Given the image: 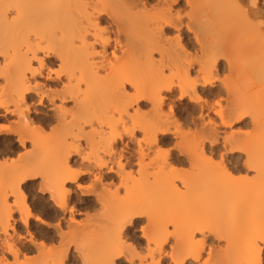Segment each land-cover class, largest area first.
<instances>
[{
  "label": "bare ground",
  "instance_id": "obj_1",
  "mask_svg": "<svg viewBox=\"0 0 264 264\" xmlns=\"http://www.w3.org/2000/svg\"><path fill=\"white\" fill-rule=\"evenodd\" d=\"M180 2L181 0H0V79L3 83L1 85L0 82V100L4 99L0 101V122L8 120L9 117L16 119L14 123L11 122L12 126L5 132L9 138H5L4 141L0 140V159H3L2 162L0 160V170L2 165L8 166V171L11 169L13 175L17 177L16 181L8 184L7 179L8 181L14 179V176L12 177V174L9 175L8 173L11 179L5 177L3 180L7 184L2 188L0 187V232L5 237L2 239L3 243L1 242L3 246L0 244V247L6 250L12 258L17 259L19 256L27 254L26 252H33V248L35 251L40 250L36 252L43 253L46 251L43 242L36 244L27 230L29 245H19L18 240L20 239L17 238L19 234L13 228L15 224L13 216L16 213L21 215L20 213L24 212V217L21 215L22 218L20 217L19 223L25 229L30 227L32 218L39 222L35 219L36 216L33 215V210L28 204V194L33 193L34 189H37L36 191L40 195L49 196L48 201L52 203V212L47 211V214L53 215L54 221L56 220L54 235L59 240L67 236H75L73 239L77 242L76 237L83 235H91L90 238L94 239L97 233L99 237L96 236V241L93 239L91 241L101 240L100 243L103 247L105 244L110 246L113 243V236L117 230L122 246L127 245L128 237L132 239L134 237L130 230L136 227L143 218L149 220V226L153 229H155V225L161 222L162 225L160 223L159 228L165 230L164 228L167 226L165 227L163 224V216L161 217L162 221H156L160 218H156L154 215L156 213L160 217L163 214L161 213L163 210L157 213L161 210L160 205L157 206L159 210H156L155 199L157 200L158 194L161 197L162 194L181 196L193 193L192 195L198 196L196 198L199 199V203L203 201L204 195L205 202L210 203L212 201L213 203L210 204H215L213 207L209 206L213 208L212 211H215L213 212L214 217L218 215L220 219V221L217 219L219 222L216 220L217 224L214 222L217 217L215 219L213 217L214 220L209 221L211 224H215H213V229L211 225L209 226V222L207 223L209 230L201 226L196 227V224H193L195 227L192 226V229L190 228L191 221L188 222L189 225L191 224L190 226L187 223L190 230H187L189 232L185 235V230H181L177 236L174 235L175 233H167V235L166 230L165 233L162 232L161 237L157 236L156 239L160 238L157 239L160 241L164 235L166 237L172 235L175 242L178 241L176 244L177 253L180 254L179 251L183 252L182 250H184L185 253L183 254L195 253L197 255L199 250L205 248L204 243L208 237L214 238V241L217 242H224V246L216 248L215 252L211 251L210 247L208 248L213 253L212 261L214 264H247L250 259L254 258L258 261L261 258L258 247L255 249L254 257L251 253L253 240L260 237L262 230H264L261 226L259 227L261 223H264V207H262L261 191L256 183L257 189L252 186V191L254 188L256 191L248 192L247 197L242 196L244 191H240L238 188L242 186L237 185L238 183L234 184L230 179H227L229 181L227 182L229 183L228 186H221V188L214 186L213 190H210V192L213 191L212 193H208L209 191L203 187L207 176L214 173L209 160L219 154L217 147L221 146L211 142L213 137H218V129L211 131L208 136L204 135L206 127L208 129L215 128L214 121L206 125L207 118L213 115L212 105L222 96L230 95L231 99L235 96L234 91L226 84L228 80L249 81L245 89L246 92L241 91V94L245 95L250 91L252 92V89L261 83L260 48L255 43L251 45H227L223 43L212 44L205 41L204 26L218 25L231 17L229 11L221 6L220 0H192L195 7L190 10V13L194 15L193 17L202 19L204 26L201 27V30L195 25L191 32L187 30L190 25L179 26V21L173 22V16L179 17L180 12L175 10V6ZM188 2L189 0L185 1L187 5ZM100 21L104 22L100 26L106 27L104 36L110 42H105L102 38L99 48H96L95 45L92 46L95 51L77 48L75 41L85 31L83 22L88 23V31L96 32L98 31L96 25ZM197 30L199 36H197ZM171 33H174L173 38L168 37V34ZM96 52L99 55H96ZM113 52H118V57L112 56ZM58 57H62L65 66L64 70L69 81L68 88H64L59 76L55 80L47 79L49 74L47 65L54 64V61L58 63ZM235 57H253L254 60L250 63H235L233 62ZM41 62L43 68L40 67ZM57 66L59 67V63ZM41 72L43 75L38 76L37 73ZM220 74L222 78L218 76ZM41 78H43L44 83L38 81ZM32 81L36 83H32ZM81 82L84 85L83 89ZM50 84L59 85L60 88L56 90L54 87V90H51L47 88ZM128 88H133V92H128ZM60 89L64 90L61 91ZM186 99L188 100L187 104L185 103L186 106L180 107L178 103L184 102ZM212 99L215 101L212 102ZM42 101H47V103ZM174 102L175 104L178 102V105H175ZM233 102L241 110L252 109L256 111V128L259 129L260 96L256 95L249 102L238 100H233ZM67 103H71V108L66 107ZM224 103L227 104L228 101L225 100ZM171 104L179 107L174 108ZM45 105L51 108L49 111L52 113L42 111ZM165 105L168 106V111L163 110ZM147 106H149V110L145 111ZM182 109H185L187 115L183 121L181 118ZM148 115L150 116L149 119L146 118ZM244 121L245 119H239L237 124ZM127 122H131L132 127L125 132L124 129L128 126ZM46 129L55 133L56 136L53 134L55 138L59 135L58 139L48 138L47 132L48 136H45L44 131ZM136 131L141 132L144 139L143 145L141 139L136 138ZM124 136L128 138L129 143L135 144L136 150L130 152L128 149L130 148L128 146L133 143L130 145L124 143V147L116 148L118 143L123 144ZM66 137L69 140L68 143ZM81 137L85 138V142L89 145L88 148L94 146L95 151L92 149L89 153H91V158L95 164L91 167L86 166L83 162V156L79 155L81 175L77 178V185L69 189L70 195L64 196L62 192H56L57 197L68 206L67 211H65L64 207L57 206L58 201L52 198L51 193L41 192L40 189L45 186L43 182L38 183L37 187L33 186L32 183L28 184L37 179L28 174L45 173L50 178L51 184L56 186L58 183L55 174L56 168L62 165L66 156L69 166L74 167L70 163L73 162L72 157L80 153L78 140L82 139ZM96 137L99 138L98 142L94 141ZM173 139H178L179 142L173 145ZM206 140L210 145L208 152L204 151L203 148ZM75 143L78 146H74ZM95 143L99 144L100 147H97V144L94 145ZM29 144L32 145V148L27 151L26 147ZM172 145L177 150L179 149V156H173L171 151H167ZM153 147H156L157 151L159 150V160L150 158ZM235 147L244 149V151L230 150L226 154L228 155L226 160L228 171L232 175L242 173L243 169L248 172L249 169L245 162L241 165L239 156H234L244 155L246 159V153L252 151L255 158L259 160L261 152L258 134L248 138L245 142L238 141ZM17 149H22L24 152L17 155L15 159H8L9 156L7 157V155L15 153ZM165 151H167L166 156L163 155ZM147 160L148 162L142 163V161ZM41 162L46 163L43 170L42 166H38V164H42ZM187 162L190 169L195 172L189 174L192 171L190 170L187 175H177L178 171L176 172L177 169L173 167ZM104 165L114 166L117 171H109ZM146 170L149 173L144 172L146 174H143V171ZM95 171H97L96 174H94ZM5 172L7 174V170ZM87 172H91L93 181L97 174L100 175L99 187L81 192L78 186L79 181L85 180L84 173ZM25 176L28 178H24ZM1 177L4 178L2 175ZM112 179H115L116 182ZM105 180L109 183L103 184L106 182ZM178 182L184 187H178ZM230 185L232 188L229 187ZM121 187L124 188V196H121ZM235 187L240 193L235 190ZM3 188L5 189L3 190ZM180 189L184 191L182 192ZM10 191L15 194L14 201H12V204L16 206L15 211L8 203ZM91 195L94 197V203L84 202L80 199ZM195 196L194 199H196ZM199 196H201L202 201H200ZM81 201L84 204H80ZM40 203H33V209L45 210L46 207L48 208V206L44 207ZM93 205H98L99 211H97L100 212L94 216L95 219L106 216L104 219L107 220L100 218L102 221L100 219L99 221L102 224L104 221L103 228L107 222V228H105L107 232L102 228L104 230L102 233L103 230L100 227L101 231L99 226L98 229L101 232L99 230V233L97 232L93 227L92 219L94 217L92 219L89 217V221L85 219L87 221L84 222L85 224L73 226L72 223H68L67 228L71 226V231H62L66 228H63L62 223L65 220L71 222V216L77 212L78 208L82 206L92 207ZM154 205L155 208H152ZM201 205L204 206L203 203ZM205 205L207 206V204ZM73 208L75 209L74 213ZM200 208L202 207L200 206ZM165 212H169L170 216L169 214L166 215L167 218L165 214L163 215L174 226L175 220H168L174 215L173 212L170 213L169 210ZM67 216L68 218H66ZM95 219L94 221H98ZM165 220L164 223L167 224ZM200 220L201 218L198 222L203 224V221ZM222 220L223 223L220 224ZM99 221L98 223H100ZM227 221L231 223L230 226L232 227L228 225L229 223L227 224ZM182 224L178 222L176 226ZM218 224L219 226H216ZM224 224L226 228L220 227ZM187 225L184 229H187ZM140 229L141 237H145L146 241L145 247L147 249L145 248V250L148 251H146L148 253L146 255H149L147 258H150L153 264H164L166 259L172 257V246L169 247L168 253L163 251V245L166 244L165 241L168 238L164 237L165 239L160 241L159 245L152 248L155 244L153 243L150 248L151 243L149 241L154 242L155 236L151 239L146 238L147 229L143 226ZM182 231L185 232L182 233ZM91 232H95V235ZM144 232L146 233L144 234ZM194 233L202 236L199 243L193 242L192 235ZM48 236L49 239L53 240L54 237H51V234ZM103 236L107 238L104 239ZM45 237L47 236L45 235ZM80 237L79 239L83 238ZM85 238L88 239L89 237ZM103 239H109L111 242L106 243L108 241ZM97 243L100 245L99 242ZM97 243L91 244L92 247H98ZM81 244L84 245L83 242ZM130 246L126 249L125 264H137L133 259L135 253L132 254L133 258L130 254L133 253L134 247ZM106 247L101 248L102 250L96 248L100 251H96L99 254V258L96 257V259L102 261L105 258V252L108 249ZM95 248L89 249L91 251L87 250V252L92 253L93 251L94 253L90 255L98 256ZM50 250V248L47 249V251ZM52 252L54 251L51 250L47 254L53 257L49 256L51 258L46 259L44 255L42 257L44 261L41 262L47 264V260L49 262L51 260V264H54L53 261L55 264L61 263L56 262V260L61 256L62 250L61 253L57 251L60 254L58 258L59 254ZM86 255V257L90 256ZM176 256L177 254L172 258H176L177 261L183 259V256ZM61 257L62 259L59 258V260L62 261L66 256ZM144 257L146 258L145 255ZM90 258L93 261L94 257ZM143 261L139 260L140 264H145ZM41 262L40 264H44ZM0 263L3 264V262Z\"/></svg>",
  "mask_w": 264,
  "mask_h": 264
},
{
  "label": "rangeland",
  "instance_id": "obj_2",
  "mask_svg": "<svg viewBox=\"0 0 264 264\" xmlns=\"http://www.w3.org/2000/svg\"><path fill=\"white\" fill-rule=\"evenodd\" d=\"M185 1L186 0H183V2H180V3H178L176 6H175V10H178L179 12H180V14H179V17H182V16H184V14H185V12L186 11H190L189 9H188V5L185 3ZM154 4V3H153ZM155 5V4H154ZM154 5H152V6H154ZM192 16H194V15H192ZM193 19H194V21H195V25H196V27H200V29L202 30V26H204V23H203V21H202V19H199V18H197V17H193ZM204 30H205V35H204V39H205V41H208L209 43H212V44H219V43H223V44H227V45H240V44H244V45H251V44H253V43H255L259 48H260V52H259V58H260V70H261V79H264V71H262V58H264V37H261V35H260V32H259V30L257 29V30H250V29H247V28H245V27H243V26H241V25H238V24H236V22L232 19V17H228L227 19H226V21H224V22H222V23H220V24H214V26L213 25H210V26H204ZM172 34V33H171ZM171 34H168V37H170V38H173V35H174V33L171 35ZM176 35V34H175ZM198 57L200 56L199 54L197 55ZM0 60H1V58H0ZM252 60H254L253 59V57H248V58H243V57H235V58H233V62H235V63H240V62H247V63H250ZM56 61H54V64L53 63H51V64H49V65H47L48 67H47V69L48 70H51V71H55V68L53 67V65H56L57 66V62L55 63ZM58 67V66H57ZM219 77H221L222 78V76H221V74L220 75H218ZM43 78H41V80L40 79H38V81L39 82H41V83H44V80H42ZM220 79V78H219ZM0 82H1V85H3V83H2V80L0 79ZM226 84H227V86L231 89V90H233L234 91V93H235V96H233L232 97V99L233 100H238V101H244V102H249V101H251V100H253L254 98H255V96L256 95H261V93H260V84L257 86V87H255V88H253L252 89V92L250 91V92H248V94L247 95H245V94H241V91H243L244 93L246 92L245 91V89L247 88V86H248V84H249V81H245V80H238V79H232V80H228V81H226ZM48 86V85H47ZM54 87L56 88V90H58L60 87H59V85H55V86H53V85H49L47 88H49V89H51V90H54ZM3 99V98H2ZM1 99V100H2ZM0 100V101H1ZM4 100V99H3ZM2 100V101H3ZM173 101H175V100H173ZM212 102H214L215 100L214 99H212L211 100ZM187 102H188V100L186 99L184 102H181V103H178L179 104V106L180 107H182V108H184V106H186V104H187ZM175 104V102H174V104L175 105H178V104ZM186 103V104H185ZM69 104H71V103H67L66 105V107L67 108H69ZM174 104H171L172 106H174ZM182 105V106H181ZM179 106H174V108H178ZM44 108H42V111H48L49 113H52L51 111H49L51 108L50 107H47L46 105L45 106H43ZM46 108V109H45ZM50 108V109H49ZM71 108V107H70ZM147 109V110H146ZM149 110V106H147V108H145V111H148ZM164 111H168V106L167 105H165L164 106V109H163ZM183 110V112H182V121L187 117V115H186V111H184L185 109H182ZM258 114H259V111H258ZM10 118V119H9ZM8 118V120H6V121H3V122H0V124H3L4 126H6V125H8L7 126V128H10L11 126H12V123H14V121L16 120L15 119V117H9ZM146 118L147 119H149L150 118V116L148 115V116H146ZM9 122V123H8ZM12 122V123H11ZM8 123V124H7ZM11 123V124H10ZM10 124V125H9ZM251 123H250V120H246L245 119V121L243 122V123H239L238 125L240 126L238 129H237V133L239 134V133H245L246 131H247V129L249 128V125H250ZM48 130L49 129H46L45 131H44V134H45V136L47 135V133H48V135H49V137L48 138H51V139H54L55 137L54 136H56V134L55 133H52V132H50V130H49V132H48ZM47 132V133H46ZM52 134V135H51ZM53 134H55L54 136H53ZM47 135V136H48ZM51 135V136H50ZM217 135H218V137L217 138H219V137H222L223 135H224V133L223 132H221V131H217ZM81 136V135H80ZM135 136H136V134H135ZM54 137V138H53ZM58 137H59V135H58ZM58 137L57 138H55V140H57L58 139ZM253 137V136H252ZM252 137H250V138H252ZM5 138H9V135L7 136V134L5 133V132H1L0 133V140L1 141H4L5 140ZM13 138V140H15V138L14 137H12ZM82 138V137H81ZM84 138V137H83ZM136 138H138L139 140H140V137H136ZM66 139H67V137H66ZM71 139V138H70ZM77 140H78V138H77ZM69 142V140L67 139L66 140V142ZM94 141L95 142H98L99 141V138L98 137H96V138H94ZM173 141V145L175 144L176 145V143H178L179 142V140L178 139H173L172 140ZM67 142V143H68ZM71 142V141H70ZM124 143L126 144H131V143H133V142H131V143H129L128 142V138H126L125 136H124V138H123V144L122 143H118L117 145H119V147H116L117 149H119V148H121V147H124L123 145H124ZM78 144L80 145V146H78L76 143H75V145L74 146H78L79 147V149H82V148H84L85 146H86V151L87 152H90L92 149H93V147L90 149V148H88L89 147V145H88V143L87 142H85V138L84 139H79L78 140ZM88 146H87V145ZM97 143H95L94 145H96ZM134 145V146H133ZM173 145L171 146V147H169L170 149H171V154L173 155V156H179L180 154H179V149L177 150L175 147H173ZM99 146V144H97V147ZM132 146V147H131ZM82 147V148H81ZM96 147V148H97ZM100 147V146H99ZM128 147H130V148H128L129 149V151L131 152V151H134V150H136V146H135V144L133 143V144H131L130 146H128ZM210 145L207 143H205V145L203 146V148H204V151H207L208 152V150H210ZM221 147H222V145L221 146H218L217 148V150H219L220 151V149H221ZM27 149V151L29 150V147H28V145H27V147H26ZM94 151H95V148L93 149ZM97 150V149H96ZM161 150H164V149H161ZM80 152H81V150H79ZM159 151V150H158ZM158 151H156V152H151V154H150V158L152 159V158H156L157 160H159V157H160V155L158 154ZM22 152H24V150H22V149H17V151H15V153H13V154H11V155H7V157H8V159H15L16 157H17V155H20ZM97 152V151H96ZM95 152V153H96ZM99 152V151H98ZM179 154V155H178ZM208 154V153H207ZM227 154V153H226ZM14 156V157H13ZM81 156V155H80ZM80 156L79 155H75L74 157H72V161L73 162H71L70 163V165H72V166H74V167H72L73 169L75 168V169H78V167H79V169H80ZM227 157H228V155H226ZM236 156H239V158H240V164L242 165L243 164V162H245V156L244 155H235L234 157H236ZM11 157V158H10ZM1 160V159H0ZM3 161V159L1 160V162ZM77 161V162H76ZM189 161V160H188ZM44 162H46V161H44ZM42 163V164H38V166L40 167V166H42V170L44 169V164H46V163ZM75 162V163H74ZM147 162H148V160H147ZM77 163V164H76ZM78 163H79V165H78ZM47 164H49V163H47ZM75 164V165H74ZM50 165V164H49ZM179 166V167H178ZM177 167L175 166V167H173L174 169L176 168L177 170H176V172L178 171V173H177V175H183V174H188L189 172H190V170H192V169H190V167H189V164H188V162L187 163H184L183 165H178ZM47 167V166H46ZM45 167V168H46ZM1 170L0 171H2L0 174L4 177V178H2L1 177V175H0V180L3 182H1L0 181V187L2 188V186L4 187V185L6 186V184L8 183H11V182H14V181H16L17 180V177L16 176H14L13 175V173L11 172V169H9V171H8V169L7 168H9L8 166L6 167V166H1ZM7 170V174H5L6 172H5V170ZM52 168V167H51ZM13 169V168H12ZM74 169V170H75ZM137 169V168H136ZM135 169V170H136ZM46 170V169H45ZM148 170H149V168H148ZM148 170H146V171H143V174H146V173H144V172H148L149 173V171ZM244 170H246V169H243V171H242V173L240 172V174L239 173H234V175L233 176H236V177H243V178H246L247 177V174H248V172L247 171H244ZM13 171H15V170H13ZM48 171H50V170H48ZM138 171V170H137ZM152 171V170H151ZM5 172V173H4ZM45 172V171H44ZM96 172L97 171H95L94 172V174H96ZM192 172H195L194 170H192L189 174H191ZM8 173H9V175H10V173L12 174V177L14 178H12L13 180H10L11 178V176L9 177V175H8ZM4 174V175H3ZM215 173H213V175H208L207 176V179H206V181L204 182L205 184L203 185V187H205V190L206 191H209L208 193H212V192H210V190H213L212 188L215 186H219L220 188H221V186L222 187H224V186H228L229 185V183H227V182H229V181H227V179H222V178H220V177H218L216 174L214 175ZM236 174V175H235ZM7 175V176H6ZM5 177H6V179H7V177H9V180L10 181H8V179L6 180V184L4 183V180L3 179H5ZM93 176L92 175H89L87 178V182L89 183V182H91V181H93L92 178ZM112 180H114L115 181V179H112ZM245 181H247L246 179H244ZM241 181L240 183H242V184H240V183H238L237 185H239V186H242V187H238V188H240V191L241 190H243L244 191V193H242L243 195L242 196H248V194L252 191V186L253 187H256V185H257V187L260 189V186H259V182L257 181V182H255L256 183V185H255V183H251V185H250V183H248V182H245V181ZM106 181V180H105ZM198 181V180H197ZM103 182V181H102ZM116 182V181H115ZM201 182V181H200ZM33 184V186H35V187H37L38 186V183H41V182H38V179H36V180H34V181H32V182H30V183H28V184ZM104 183H106V184H108L109 183V181H106V182H103V184ZM212 183V184H211ZM246 185H244V184ZM258 183V184H257ZM3 184V185H2ZM226 184V185H225ZM230 184L232 185V183L230 182ZM234 184H236V183H234ZM234 184L232 185V186H234ZM249 184V185H248ZM229 186V187H231L232 188V186ZM237 185H235V186H237ZM7 186H9V185H7ZM250 187V189H249V187ZM244 187H246V188H244ZM257 187H256V189H257ZM0 188V189H1ZM202 188V187H201ZM241 188H243V189H241ZM5 188H3V190H4ZM203 189V188H202ZM219 189V188H218ZM246 189V190H245ZM35 191L33 192V193H29L28 194V204L30 205V207H31V209L33 210V207H32V204L33 203H36V202H41L40 204L43 206L44 205V207H46V206H48V208L46 207L45 208V210H43V209H36V211H32V213H33V215L34 216H37V215H39V216H41V218H43L44 219V217L46 216V214H47V211H51L52 212V203L51 202H49L48 201V199L47 200H45L44 199V197L46 196V194H38V192L36 191L37 189H34ZM215 190H216V188H215ZM214 190V191H215ZM234 190V189H233ZM235 190H237L236 189V187H235ZM249 190V191H248ZM255 190V188L253 189V191ZM180 191H182V189H180ZM184 191V190H183ZM182 191V192H183ZM239 190H237V192H238ZM252 191V192H253ZM256 191V190H255ZM261 191V190H260ZM259 191V192H260ZM246 192H247V194H246ZM249 192V193H248ZM190 193V192H189ZM192 193V192H191ZM204 193H205V191H204ZM238 193H240V192H238ZM256 193H258V192H256ZM31 194V195H30ZM155 194V193H154ZM181 194V193H180ZM184 194V193H183ZM193 194V193H192ZM192 194H189V195H181V196H176V195H174V196H171L170 194H168V196L166 195V194H162V196L161 197H159V194H158V196H156L157 197V200L155 199V205H156V207L158 206L159 207V205L161 206L160 207V211H158L159 210V208L157 207L156 208V210L158 211L157 213H159V212H161L162 210L164 211H162L161 213H163V214H165V216L166 215H168L169 214V212H165V211H167V210H169L170 211V213H172L173 212V214L174 215H172V218L170 217V218H168V220H175L174 221V226L172 225V223H170V221L168 222L167 221V216H166V218H165V216L163 215V214H161V216L160 217H158L159 215L158 214H154V215H156V218H160V219H158V220H156V221H162V219H163V224L165 225V227L166 228H164L165 230H161L160 228H159V224L161 223V222H159V224L158 225H155L154 226V228L155 229H153V227H151V226H149V224H150V222H148L149 220H147L146 218H143L138 224H137V226L136 227H134V228H132L130 231V233L132 234L133 233V239L132 238H130V237H128V241L129 242H127V245H132L134 248V250L132 251L133 253H130L131 254V257H132V254H134L135 256H137L136 258H135V256H134V262L135 263H137L136 261L138 260H144L143 262H145V260L147 259V260H150V258H147V256L149 257V255H146V254H148L147 252V250H145V248L147 249V247H145V245H146V241H145V237L144 238H142L141 237V234H142V232H140V227L141 226H143V228H145V224H148V227H149V229L147 228V233H148V235H147V233L146 232H144V234L146 233V238H149V239H151V237H154L153 238V240H155L154 242H151V241H149L150 243V248H151V246H152V244L153 243H155V244H153V246H152V248L156 245H159V243H160V241H162L163 239H167V240H169V239H171V240H173L174 242H175V240L173 239L174 237L172 236V238H171V236H168V237H166V235H164V237L160 240V241H158L157 239H160V238H157L156 239V237L158 236V237H161V234H162V232H164L165 233V231L167 230V232H166V234L167 233H169L168 232V228H169V226L171 225L172 226V228L174 229L171 233H175L174 235H176L177 236V233H179L180 234V231L181 230H185V231H182V233H184V235L187 233V232H189V231H187V230H190V229H188L189 228V226L191 225V227L190 228H192V226H194L193 224H196V227H204V229H208V222L209 221H213L216 217V219H215V224H217V222H216V220L218 219L219 221H220V219L218 218L219 216L217 215V216H215L214 217V215L215 214H213V212H215V211H212V209L213 208H211V206L213 207L215 204H210L212 201H210V203L208 202L207 203V201L205 202L204 201V195H203V201H202V199H201V196H199L200 197V201H202V202H200L199 203V199H197L198 198V196H195V195H192ZM214 194V193H213ZM245 194V195H244ZM259 194V193H258ZM1 195V194H0ZM164 195V196H163ZM170 195V196H169ZM95 196V195H94ZM193 196V197H192ZM194 196H195V198L196 199H194ZM206 196V195H205ZM215 196V195H214ZM150 197V196H149ZM153 197V196H152ZM179 197V198H178ZM209 197V196H208ZM207 197V198H208ZM18 198V197H17ZM211 198V197H210ZM80 199H82L84 202H90V203H94V197H93V195H91V196H89V197H86V198H80ZM152 199V198H151ZM150 199V200H151ZM39 200V201H38ZM194 200H196V201H194ZM207 200V199H206ZM12 201H14V199L12 200ZM18 201V200H17ZM83 201H81V203L80 204H84V202ZM153 201V200H152ZM198 201V202H197ZM32 204H31V203ZM154 202V201H153ZM205 202V203H204ZM204 204V206L203 205H201V204ZM213 203V202H212ZM198 204H200V205H198ZM205 204H207V206L205 205ZM151 205H152V203H151ZM150 205V206H151ZM155 205H154V207L152 206V208H155ZM177 205V206H176ZM198 205V206H197ZM209 205H211V206H209ZM42 206H40L41 208H42ZM200 206L202 207V208H200ZM43 207V208H44ZM87 206H82V207H80V208H78V210H77V212H75L74 214H72V216H71V222H68L67 220H65L63 223H62V225L64 226H62L63 228H67V226H68V223H72L73 222V220L75 219V217H77V216H79V217H81V219L77 222V224H83L86 220L85 219H87V221H89L90 219H89V217L92 219V217H94V216H97L98 214H100V212H98L99 210L97 209L98 208V205H93L92 207H87ZM172 207V208H171ZM175 207H177V208H175ZM210 207V208H209ZM86 208V209H85ZM151 208V209H152ZM48 209V210H47ZM211 209V210H210ZM38 210V211H37ZM98 210V211H97ZM153 210V209H152ZM172 211V212H171ZM36 212V213H35ZM98 212V213H97ZM45 213V214H44ZM167 213V214H166ZM22 216L24 215V212L23 213H20ZM104 214V213H103ZM217 214V213H216ZM21 215H19L18 213H16V215L14 214V216H13V221H14V225H13V228H14V230H15V232L17 233V234H19L18 235V239H20V240H18V243H19V245L20 244H23V245H29V237L27 236V234H26V230L29 232V234H31L32 235V237H33V239H34V242L36 243V244H38V243H40L41 241L43 242V244H44V246H45V250L46 251H44L43 253L42 252H36V251H40V250H36L35 251V249L33 248V252H26L27 254H24V255H21V256H19L17 259H14V258H12V256L11 255H9L8 253H7V251L6 250H3V249H1V247H0V262H3V264L5 263V264H8V261H9V257H11V259H12V261H16V264H21V260H23L24 262H26V264L27 263H30V262H34V263H36V264H40V262L43 260V256L45 255L46 257V259L49 257V256H51L50 254H47V252L48 253H50V251L52 250V251H54V252H52V253H55V252H60L61 250H62V252L64 251V250H66L65 251V253H63V254H61V256H66L65 258H63V260L61 261V260H59V258L60 259H62V257L60 256V254L57 252V253H55V254H59L58 256H57V258H58V260H56V262L58 261V262H63L62 264H67V261L69 260V259H71V261H72V264H83V259L87 256L86 254H88V255H90V254H92V253H94L93 251H92V253H89L91 250H93L95 247L93 246L92 247V245L94 244V243H97V242H99L100 243V241L101 240H98L97 242H93V240L94 241H96L95 240V237L97 236V233H96V236L94 237V236H92V237H94V239L93 238H90V236L89 235H87L89 238L87 239V238H85V237H87V236H85V235H83L82 237H80V238H82V239H79V237H76L77 238V242H80L79 244H80V246H81V249H82V251H80V252H78V251H75L74 249H69L68 247H67V245H68V243H70V242H72V241H75L74 239V237L73 236H67V237H65L64 239H60L59 240V238L58 237H56V235H54L55 234V224H56V220L54 221V218H53V215H48L47 214V219L44 221V223L43 224H41V223H39V222H36L33 218L31 219V221H30V227H28L27 229H25V228H23L22 226H20V223H19V220H20V217L22 218V216ZM43 215V216H42ZM158 215V216H157ZM99 216H103V215H99ZM153 216V215H152ZM152 216H151V218H152ZM163 216V217H162ZM169 216H170V214H169ZM168 216V217H169ZM200 216V217H199ZM15 217V218H14ZM24 217V216H23ZM105 218H106V216H104ZM104 217L103 218H101L102 220L104 219ZM161 217H162V219H161ZM213 217H214V219H213ZM66 218H68V216L66 217ZM99 218V219H100ZM155 217H154V219H156ZM166 220H165V219ZM176 218V219H175ZM201 218V220L203 221V224L201 223V222H198L199 221V219ZM94 219H95V217L92 219V222H93V227L97 230V232L99 233V231L103 228L102 227V225L104 224V221H103V224H102V220L101 221H99V219H98V217L95 219V220H97L98 219V221L100 222V223H98V221H94ZM104 220H107V219H104ZM147 222H146V221ZM164 220H165V222H167V224H165L164 223ZM200 220V221H201ZM217 220V221H218ZM228 220V219H227ZM86 221V222H87ZM193 223H192V222ZM196 221V222H195ZM218 221V222H219ZM229 221V220H228ZM227 221V224L230 226V222H228ZM48 222V223H47ZM85 222V223H86ZM91 222V223H92ZM96 222V223H95ZM106 222V221H105ZM173 222V221H172ZM178 222L180 223V224H182L181 226H176L177 224H178ZM191 222V224L189 225V223ZM195 222V223H194ZM206 222V223H205ZM67 223V224H66ZM84 223V224H85ZM107 223V222H106ZM105 223V227L103 228V229H105V228H107V224ZM170 223V224H169ZM175 223H177V224H175ZM184 223H186V224H184ZM187 223H188V225H187ZM198 223H199V225H198ZM221 223H223V220L220 222V224ZM48 224V225H47ZM96 224H98V225H96ZM214 224V223H213ZM213 224H211V222H209V226L211 225L212 226V229H213ZM214 224V225H215ZM95 225V226H94ZM101 225V226H100ZM160 225H162V223L160 224ZM188 226L187 227V229L185 228L184 229V227L185 226ZM15 226V227H14ZM48 226V227H47ZM98 226H99V229H100V227H101V229L99 230L98 229ZM104 226V225H103ZM206 226V227H205ZM216 226H219V224L218 225H216ZM224 226V228H226V226H225V224L224 225H220V227H223ZM234 226V225H233ZM261 226V228H263L264 229V223H261L260 225H259V227ZM61 227V228H62ZM97 227V228H96ZM195 227V226H194ZM219 227V228H220ZM230 227H232V226H230ZM20 228V229H19ZM62 228V229H63ZM65 228V229H66ZM92 228V227H91ZM94 228H92L94 231H96ZM161 228H163V227H161ZM181 228V229H180ZM22 229V230H21ZM64 229V230H65ZM102 229V230H103ZM140 229V230H139ZM160 229V230H159ZM193 229V228H192ZM212 229H210V230H212ZM25 230V231H24ZM91 230V229H90ZM99 230V231H98ZM101 230V231H102ZM145 230V229H144ZM152 230V231H151ZM178 230V231H177ZM209 230V229H208ZM23 231V232H22ZM89 231V230H88ZM100 231V232H101ZM105 231H106V229H105ZM176 231V232H175ZM86 232V231H85ZM107 232V231H106ZM161 232V233H160ZM11 232L9 231V234H10ZM89 233V232H88ZM87 233V234H88ZM91 233H93V232H91ZM102 233H104V230L102 231ZM163 233V234H164ZM49 234H51V237H54L53 238V240H51V239H49L48 237V235ZM94 235H95V232L93 233ZM92 234V235H93ZM101 234V233H100ZM106 234V233H105ZM108 234V233H107ZM106 234V235H107ZM170 234V233H169ZM43 235V236H42ZM45 235L47 236V237H45ZM53 235V236H52ZM102 235V234H101ZM168 235V234H167ZM182 236H183V234H181ZM40 236V237H39ZM144 236V235H143ZM149 236V237H148ZM175 236V237H176ZM3 237V238H2ZM42 237H44V238H42ZM69 237V238H68ZM97 237H99V236H97ZM96 237V238H97ZM104 237V239H105V237L106 236H103ZM180 238H181V236H179ZM184 237V236H183ZM202 237V236H201ZM0 244H1V246H3L2 245V243H3V240L2 239H4L5 237L3 236V235H1V232H0ZM48 238V241L46 240ZM68 238V239H67ZM71 238V239H70ZM74 238V239H73ZM107 238V237H106ZM177 238V237H176ZM16 239V238H15ZM67 239V240H66ZM73 239V240H72ZM89 239H90V241H89ZM91 239H93L92 241H91ZM102 239V238H101ZM103 239V240H104ZM177 239H179V238H177ZM213 239V240H212ZM46 240V241H45ZM50 240V241H49ZM79 240V241H78ZM81 240V241H80ZM85 240V241H84ZM108 242H106V243H110L111 241H109V239H106ZM106 240H104V241H106ZM157 240V241H156ZM166 240V241H167ZM181 240V239H180ZM179 240V241H180ZM17 241V240H16ZM45 241V242H44ZM61 243H60V242ZM216 241V240H215ZM214 241V238H212V237H208L207 239H206V243H204V244H201V245H204V249H208L209 247H210V249H211V251L213 250V252H215V250H216V248H222L221 246H224V242H215ZM2 242V243H1ZM21 242V243H20ZM38 242V243H37ZM48 242V243H47ZM83 242V244L84 245H82L81 243ZM85 242H87V243H85ZM90 242V243H89ZM93 242V243H92ZM158 242V243H157ZM177 242L178 241H176L175 243L177 244ZM197 243H199L200 241L198 240V241H196ZM16 243V242H15ZM18 243H17V245H18ZM102 243H104L103 241H102ZM47 244V245H46ZM92 244V245H91ZM98 244V243H97ZM97 244H95V245H97ZM18 245V246H19ZM106 245V244H105ZM104 245V247H103V245L100 243V245L98 244L97 246L98 247H96V248H99L100 250H102L103 248H105L106 246ZM165 245V246H164ZM163 245V249H165V248H167L168 249V251L166 252V253H168L169 252V250H170V248H171V244H164ZM83 246H86V247H83ZM99 246H101V247H99ZM109 246V245H108ZM107 246V247H108ZM143 246V247H142ZM200 246V245H199ZM87 247H91V248H87ZM106 247V248H107ZM131 247V246H130ZM170 247V248H169ZM51 249L50 251H47V249ZM67 248V249H66ZM87 248V249H86ZM95 248V252L98 250L99 251V249H96ZM102 248V249H101ZM86 249V250H85ZM89 249H91V250H89ZM44 250V249H43ZM57 250V251H56ZM87 250H89V252H87ZM136 250H137V252H136ZM147 251V252H146ZM183 252H181V251H179L180 252V254L179 253H177L176 252V254H177V256H183V255H181V254H183V253H185V251L184 250H182ZM6 254H5V253ZM83 252H85V253H83ZM100 252V251H99ZM165 252V251H164ZM42 253V254H41ZM46 253V254H45ZM61 253V252H60ZM97 253V252H96ZM139 253V254H138ZM41 256H40V255ZM78 254H79V256H78ZM82 254H84L85 256H81ZM179 254V255H178ZM97 255L98 256H88L89 258L90 257H94L93 258V261L96 259V257H98L99 258V254L97 253ZM144 255L146 256V258L144 257ZM176 256V257H177ZM5 257V258H4ZM24 257V258H23ZM28 257V258H27ZM51 257H53V256H51ZM51 257H49V258H51ZM83 257V258H82ZM87 257V258H88ZM181 257H179V258H181ZM48 258V259H49ZM57 258H55V259H57ZM4 259V260H3ZM176 259V258H175ZM178 259V258H177ZM17 260H19V261H17ZM53 260V259H52ZM92 259L90 258L89 259V261H91ZM97 260V261H96ZM94 262H98V261H100L99 259H96ZM167 260V259H166ZM44 261V260H43ZM46 261V260H45ZM93 261H91L90 262V264H94V262ZM50 262H51V260H50ZM48 260H47V264L49 263V264H51ZM41 263H44L45 264V262H41ZM53 263L55 264V262L53 261ZM61 263H57V264H61ZM0 264H2V263H0Z\"/></svg>",
  "mask_w": 264,
  "mask_h": 264
},
{
  "label": "snow or ice",
  "instance_id": "obj_3",
  "mask_svg": "<svg viewBox=\"0 0 264 264\" xmlns=\"http://www.w3.org/2000/svg\"><path fill=\"white\" fill-rule=\"evenodd\" d=\"M183 2V0H181ZM221 6L226 8L229 13L231 14L232 19L236 22V24L241 25L247 29L250 30H259L261 37H264V0H220ZM131 6V5H127ZM134 7V6H132ZM195 7L192 0H189L188 2V9H192ZM173 22L179 21V26L183 25H190L188 27V31L191 32L195 28V21L193 19L192 14L190 11H186L184 16L182 17H175L173 16ZM84 23L85 31L83 32L82 36L75 41V46L77 48H82L90 51H95L93 49V45L96 46V48H99L102 42V38H104L105 42H110L107 40V37L104 36L106 27H101L100 25H103L104 22L100 21L96 27L98 28V31L92 32L88 31V23ZM95 23V21H93ZM171 27V25H170ZM197 36H199V32L197 30ZM119 43V41H117ZM199 42V39H198ZM96 55H99L98 52H96ZM118 52H113L112 56L118 57ZM35 59V57H33ZM58 63L59 67L56 65H53L55 68V71L49 70V74L47 75L48 80H55L57 77H61V83L64 85V88L69 87V81L67 79V74L65 73V66L62 60V57H58ZM41 68H43V64L41 62L40 65ZM262 71H264V58H262ZM38 76L43 75V73H37ZM208 82V81H205ZM32 83H36L35 81H32ZM84 85L83 82H81V88L83 89ZM63 91L64 89H60ZM128 92H133V88H128ZM260 103H259V118H260V127L259 129L256 128L257 123V113L256 111L252 109H245L241 110L231 99V96H222L220 99H217L215 103L212 105V112L213 115L207 118L206 125L211 124L214 121L215 128L214 129H208L207 127L204 130V135L208 136L211 131L219 130L224 133L222 137L215 138L213 137L211 142L214 144H220L222 145L219 154L215 156L214 158L209 160V164L214 171V173L222 178V179H230L234 183H240L245 178L243 177H236L233 176L229 171L226 164L227 156L226 153L231 151H244V149H237L235 147L236 143L239 142H245L248 138L257 135L259 136V144H260V152L261 156L260 159L257 160L253 154L252 151H248L246 153V159L245 164L246 167L249 169L247 174V182L248 183H255L259 182L260 190H261V196H262V207H264V79L261 80L260 83ZM68 98L67 96L65 97ZM183 98V97H181ZM227 100L228 103H224V101ZM44 103H47V101H42ZM69 107L72 105L69 104ZM239 119H246L250 120L251 124L249 125V128L245 133H237V129L240 127L237 124V121ZM127 127L124 129L125 132L128 131L129 128L132 127L131 122H127ZM9 129L0 124V132H6ZM199 132V129L197 130ZM136 137H140L141 144L143 145L144 139L141 136L140 131H136ZM83 139V138H82ZM205 143L207 144L208 141L206 140ZM28 147L31 149L32 145L29 144ZM119 147V145H117ZM153 152L157 151L156 147H153ZM167 151H171V149H168ZM167 151L163 153V155H167ZM78 155L83 156V162L86 166L91 167L95 164V161L91 158V153L86 151V146L81 149V152L78 153ZM68 157L66 156L64 158V161L61 166H58L56 168V176L58 178V183L56 186H53L51 184L50 178L45 173L41 172H35V173H29L28 175H31L34 178L38 179V182H43L44 187H42L40 190L41 192L51 193V196L54 200H57V206L58 207H64L65 211H67L68 206L64 204L63 200H60L59 197H57L56 192L60 191L63 193L64 196L70 195L69 189H71L73 186L77 185V178L81 175L80 169H73L69 166L67 163ZM147 161H142V163H146ZM105 168H107L109 171L116 172L117 169L113 167H109L108 165H104ZM85 180L79 181V187L81 192H86L88 190L93 189L94 187L98 188L100 183V175L97 174L96 178L93 182L88 183L86 182L87 177L91 175V172L84 173ZM24 178H28L25 176ZM70 181V182H69ZM178 187H184L183 184L178 182ZM121 196H124V188L121 187ZM9 205L12 206L13 211H15L16 206L12 204V199L14 198L15 194L13 192L8 193ZM45 200L49 199V196L44 197ZM33 211H36V209H33ZM73 213L75 212V209H72ZM37 221H39L41 224L44 223V221L47 219V216L44 217V219H41L39 215L35 217ZM81 219V217L77 216L73 220L72 224L73 226L77 224V222ZM148 228V224H145V229ZM65 232L71 231V226L69 228L62 230ZM173 231L172 226H169L168 232L171 234ZM201 239V236L198 233H194L192 235L193 242ZM166 244L172 245V257H175L176 251H177V245L176 243L169 239L165 241ZM67 247L69 249H74L75 251H82L81 246L78 242L73 241L68 243ZM130 245H123L121 244L120 238H119V231L117 230L114 233L113 236V243L108 247V249L105 252V258L102 261L94 262V264H125L126 257H127V248H129ZM259 248L260 250V259L257 261L256 259H250L247 264H264V230H262V234L260 237H257L252 242L251 246V253L252 256H255V249ZM163 251L167 252L168 249L165 248ZM63 254V252L61 253ZM183 259L182 260H175L172 257L164 261V264H214L212 261V255L213 253L208 249L199 250V254H182ZM8 264H16L15 261H12L11 257H9ZM21 264H26L23 260H21ZM67 264H72L71 259L67 261ZM83 264H90L87 257L84 258ZM137 264H140L139 261H137ZM145 264H153L151 260H145Z\"/></svg>",
  "mask_w": 264,
  "mask_h": 264
}]
</instances>
